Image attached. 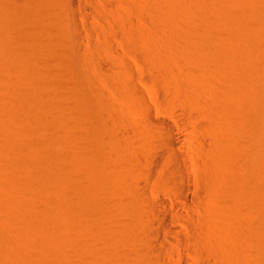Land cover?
Returning <instances> with one entry per match:
<instances>
[{"label": "rangeland", "instance_id": "obj_1", "mask_svg": "<svg viewBox=\"0 0 264 264\" xmlns=\"http://www.w3.org/2000/svg\"><path fill=\"white\" fill-rule=\"evenodd\" d=\"M82 1L0 0V264L136 262L168 138L208 260L264 264V0Z\"/></svg>", "mask_w": 264, "mask_h": 264}, {"label": "bare ground", "instance_id": "obj_2", "mask_svg": "<svg viewBox=\"0 0 264 264\" xmlns=\"http://www.w3.org/2000/svg\"><path fill=\"white\" fill-rule=\"evenodd\" d=\"M71 2L78 9L83 5L82 0ZM205 13H209L206 17L209 25L213 21L212 14ZM81 21L85 25L88 18L81 15ZM167 140H152L155 144L162 143L164 149L152 154L151 168L146 174L149 181L141 184L149 212V220L144 224L147 235L141 241L143 252L138 253L137 261L126 264H215L207 258L211 254L207 247L215 241L204 236L207 231L206 222L200 218L199 213L200 209H206L207 204L204 197L196 195L199 189L192 175L190 156L176 150L172 138ZM158 175L166 183L159 181L156 177ZM150 194L154 196L153 200ZM181 210L186 211L187 216ZM170 216L181 227L170 223ZM167 232L175 237L169 238ZM145 252L155 257H148Z\"/></svg>", "mask_w": 264, "mask_h": 264}]
</instances>
